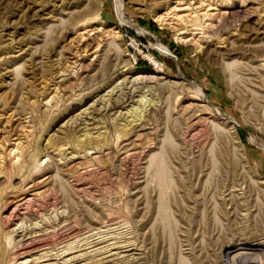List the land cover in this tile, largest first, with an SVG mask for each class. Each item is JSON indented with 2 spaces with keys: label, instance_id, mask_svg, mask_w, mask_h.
Segmentation results:
<instances>
[{
  "label": "rangeland",
  "instance_id": "obj_1",
  "mask_svg": "<svg viewBox=\"0 0 264 264\" xmlns=\"http://www.w3.org/2000/svg\"><path fill=\"white\" fill-rule=\"evenodd\" d=\"M0 264H264V0H0Z\"/></svg>",
  "mask_w": 264,
  "mask_h": 264
},
{
  "label": "bare ground",
  "instance_id": "obj_2",
  "mask_svg": "<svg viewBox=\"0 0 264 264\" xmlns=\"http://www.w3.org/2000/svg\"><path fill=\"white\" fill-rule=\"evenodd\" d=\"M121 4V3H120ZM121 8H122V6H120ZM121 21H123L124 22V19H123V12L121 11ZM158 47H159V49L163 52V53H165V54H171L170 53V50L168 49V48H166V47H164L163 45H161V44H159L158 43ZM137 78V79H136ZM134 80H138L139 78L138 77H136ZM127 83V82H126ZM132 84H133V86H134V84H136V82L134 83V82H131ZM122 84H123V81H121L120 82V84L117 86V87H115L114 89H112L111 90V93H110V99H112V98H119V99H131V102L132 101H135V102H137V104L139 105L138 106V111H136L137 112V116H136V120L137 121H141V116L143 115V112L145 111V110H147V108H148V106H150V102H149V100L148 99H146V98H144V97H139L140 96V92L141 91H138L137 89H132L133 88V86L132 87H128V90H127V87H121L122 86ZM149 90V89H148ZM202 89L201 88H199V91L200 92H202L201 91ZM126 91V92H125ZM135 97H137V99H135ZM139 97V98H138ZM31 202V201H30ZM18 216V215H17ZM87 240V239H86ZM109 246V245H108ZM70 248V247H69ZM115 248V247H114ZM27 249V248H26ZM110 250V249H109ZM19 251V250H18ZM19 253V252H18ZM16 254V253H15ZM24 254V253H23ZM16 256V255H15ZM18 256V255H17ZM46 256V255H45ZM60 256V255H59ZM19 257H20V255H19ZM48 257V256H47ZM17 258V257H16ZM44 258V257H43ZM14 263V262H13Z\"/></svg>",
  "mask_w": 264,
  "mask_h": 264
}]
</instances>
